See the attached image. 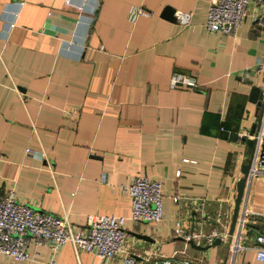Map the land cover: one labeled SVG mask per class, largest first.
<instances>
[{"label":"crops","instance_id":"crops-1","mask_svg":"<svg viewBox=\"0 0 264 264\" xmlns=\"http://www.w3.org/2000/svg\"><path fill=\"white\" fill-rule=\"evenodd\" d=\"M210 1L0 0V195L14 188L35 210L83 227L92 214L128 217L123 187L149 176L162 182V220L128 219L127 249H156L173 264H226L230 237L223 251L194 238L206 248L190 255L173 230L180 220L185 232L202 231L200 212H187L192 198L231 210L251 150L240 133L257 113L250 91L264 85V70L253 71L264 61V30L245 18L232 34L207 31ZM166 7L189 13V23L162 17ZM137 8L148 14L132 16ZM175 72L199 86L171 88ZM252 190L250 203L264 210V180ZM262 232L250 227L240 263L253 262ZM0 264L120 261L76 255L66 243L56 254L41 246L31 260L0 255Z\"/></svg>","mask_w":264,"mask_h":264},{"label":"built area","instance_id":"built-area-1","mask_svg":"<svg viewBox=\"0 0 264 264\" xmlns=\"http://www.w3.org/2000/svg\"><path fill=\"white\" fill-rule=\"evenodd\" d=\"M132 16L147 15L143 8H137ZM175 18L180 24H188L189 13L176 12ZM248 18L253 25L264 30V0H211L206 13L204 28L213 33L222 35L232 34ZM264 61L259 62L254 74L262 73ZM247 74V73H246ZM248 75V74H247ZM250 76V75H248ZM169 86H187L195 88L198 81L191 75L175 72L169 79ZM256 127L253 133L241 132L253 141L250 155V165L246 176L245 190L240 204L236 227L232 236L228 234L231 221V210L223 213L221 207L217 211L215 226L210 233L192 234L184 231L180 220H176L173 233L181 236L184 241H192L194 238H204V244L212 246L214 240L230 237L226 264H263L264 262V232L255 235L253 249L254 260L251 263H240L238 257L246 249L245 241L249 237L250 223H264V211L256 212L250 207V191L252 182L258 176L264 175V85L262 87L261 106L255 116ZM27 152L30 150L27 148ZM180 175V170L176 173ZM131 198L130 213L128 217L112 214H92L88 217L86 226L72 224L68 215H54L40 212L22 202L16 196L14 188L8 189L0 195V255L15 260H31L38 254V248L48 247L53 254L59 248L70 243L75 254L84 251L99 258L111 261L119 260L120 264H173L170 259L161 255L156 249L144 256L131 253L126 242L128 233L125 229L126 221L134 222H160L162 220L163 193L162 182L149 176H135L130 184L123 187ZM178 203L180 196L173 198ZM201 198H192L189 201L188 215L192 211L200 212V218L196 221L210 219L205 212L204 202ZM224 217V218H223ZM195 222V221H194ZM185 256V252H179ZM174 257V255H173ZM185 258L182 264H190Z\"/></svg>","mask_w":264,"mask_h":264},{"label":"water","instance_id":"water-1","mask_svg":"<svg viewBox=\"0 0 264 264\" xmlns=\"http://www.w3.org/2000/svg\"><path fill=\"white\" fill-rule=\"evenodd\" d=\"M174 13H175V10L173 8L166 7L164 9V11L162 12L161 16L164 17L165 19L171 20V19H175ZM261 99H262V89H260L257 86H252L251 91H250L249 100L256 104L257 111L259 110V108L261 106ZM255 127H256V122H254L251 126V130H250L251 133L254 132ZM247 144L249 147L252 148L253 141L248 139ZM249 165H250V158H248L246 160V162L242 165V169H241L242 177L238 180V182L236 184V194L234 197L233 210H232L231 221H230L229 230H228V234L230 236L233 235L235 227H236V222H237V217H238V213H239V209H240V204H241L242 197H243L244 190H245V182H246V176L248 173ZM249 226L261 228L262 230H264V223H250ZM139 237L147 238V236H142V235H139ZM220 241L221 240L219 238H216L212 245L219 244ZM189 243L192 247H194L196 249H205L206 248L204 246L197 245V244L193 243L192 241H190Z\"/></svg>","mask_w":264,"mask_h":264},{"label":"rangeland","instance_id":"rangeland-1","mask_svg":"<svg viewBox=\"0 0 264 264\" xmlns=\"http://www.w3.org/2000/svg\"><path fill=\"white\" fill-rule=\"evenodd\" d=\"M250 155H251V151H246L245 156L247 159L250 157ZM257 179H263L264 180V175L258 176ZM253 195H254V191L252 190V194L250 196V201H252ZM220 205L222 206L221 210L223 211V213H225L227 210H229L230 205L227 202H213L211 206L205 205L204 211L209 213L210 219L208 221L203 222L202 225L197 224L195 226V232H198L201 229L203 231V233H210L211 229L213 227H215V226L220 227L219 224L216 222L217 209H219ZM250 207L253 211H256V212L264 211L258 205L251 204ZM182 212H184V209H182ZM199 215H200V213L198 214V216ZM195 242L204 244V238H199V239L196 238ZM218 246H219V249L222 251H223V249H227V245H224L225 246L224 247L223 245L221 246V244H218ZM175 247L179 248L180 250L183 249V251H186L190 255H195L200 251V250H197V249L191 247L189 244L185 245V242L182 240L177 241ZM189 254H188V256L190 257ZM188 259L190 260V258H188Z\"/></svg>","mask_w":264,"mask_h":264},{"label":"trees","instance_id":"trees-1","mask_svg":"<svg viewBox=\"0 0 264 264\" xmlns=\"http://www.w3.org/2000/svg\"><path fill=\"white\" fill-rule=\"evenodd\" d=\"M222 125H224V126H225V123H224V122H222Z\"/></svg>","mask_w":264,"mask_h":264}]
</instances>
